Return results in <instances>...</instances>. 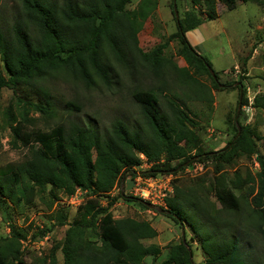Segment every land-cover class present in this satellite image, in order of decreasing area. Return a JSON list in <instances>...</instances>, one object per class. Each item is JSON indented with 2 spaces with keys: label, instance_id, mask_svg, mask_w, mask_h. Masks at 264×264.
Here are the masks:
<instances>
[{
  "label": "trees",
  "instance_id": "1",
  "mask_svg": "<svg viewBox=\"0 0 264 264\" xmlns=\"http://www.w3.org/2000/svg\"><path fill=\"white\" fill-rule=\"evenodd\" d=\"M19 1V18L9 27L0 26V89L9 88L13 94L27 88L34 90L38 81L58 70L88 86L98 80L108 85L113 65L120 64L133 71L137 63H147L145 68L156 76L154 79L160 85L132 92L144 127H129L123 119L115 118L104 129L92 121L72 120L42 130L29 115L31 111L53 115L48 94L41 87L42 101L25 96L6 106L2 121L10 129L13 145L26 149V157L0 168V212L7 216L10 227L9 235L0 236V264H21L23 255L20 239L24 233L14 226L10 208H20L23 201L29 204L37 191L48 187L52 201L56 190L70 194L81 187L89 193H108L124 174L132 175L133 167L142 162L140 154L152 163L144 170L150 175L176 171L195 158L210 160L213 171L219 172V176H213L211 191L220 207L194 191L191 199L189 188L175 186L172 196L165 198L163 209L169 211L167 216L181 228L187 225L195 234L205 264H264V157L258 145L261 141L264 149V135L251 125L242 124L238 117L233 121V137L223 147L201 149L199 138L190 126L194 122L179 102L181 97L163 80L168 73L174 75V85L184 87L183 95L191 93L192 98L208 101H212L213 94L200 81L203 75L209 78L214 90L230 87L231 84L220 86L218 71L187 39L186 32L203 23V12L185 10L178 20L174 15L176 30L165 42L145 51L139 45L138 33L154 14L158 0H138L132 7L129 6L132 0ZM221 1L228 9H234L237 3L250 0ZM173 3L169 0L171 11ZM204 4L206 19H214V0H204ZM168 40H176V52L186 62L185 66H178L171 56L165 55ZM159 72L161 79L157 80ZM238 81L237 102L247 105L245 87ZM156 93L164 99L161 107ZM252 104L264 110V94L256 95ZM65 107L81 109L72 102H66ZM192 149L195 152L191 154ZM254 153L259 163L256 175L249 170L243 174L233 170L229 176L224 170L232 167L237 158ZM241 199L247 203L251 222L242 228L243 233H248L250 227L258 233L262 240L260 257L253 256L251 247L243 246L241 233H236L235 218ZM111 202L102 206L88 198L77 207L60 247L62 264H197L192 262L190 243L183 242L184 231L183 236L166 246L165 258L156 262L161 248L155 243L145 244L144 240L155 237L157 230L147 220L113 218L108 210ZM59 215V223L64 224L66 213ZM89 228L92 233H88ZM57 248L58 245L52 249L49 264L57 263ZM147 256L152 257L149 263L145 262Z\"/></svg>",
  "mask_w": 264,
  "mask_h": 264
},
{
  "label": "rangeland",
  "instance_id": "2",
  "mask_svg": "<svg viewBox=\"0 0 264 264\" xmlns=\"http://www.w3.org/2000/svg\"><path fill=\"white\" fill-rule=\"evenodd\" d=\"M137 1L132 0L129 6H134ZM214 3L216 17L211 20L206 19L204 0H197V2L177 0L175 5L178 17L185 10L203 12L202 16L205 19L202 31L205 40L201 45L195 47V50L206 57L213 69L218 71L219 84L221 86L231 84L230 87L220 91L214 90L209 78L203 75L199 78L200 81L209 86L213 94L212 101H208L192 98L191 93H188L187 96L183 95L184 87L174 85V75L168 73L163 77L169 89L181 97L179 102L194 122L190 126L199 138L198 142L201 149L205 151L217 150L233 137V121L239 104L237 102L238 89L235 87L239 82L238 80H241L245 87L248 104L243 106L240 104L237 118L239 117L242 124H249L258 134L264 135V110L255 108L252 104L256 95L264 94V0L237 3L234 9H228L221 0H214ZM20 8L19 0H0V26L9 27L18 19ZM175 30L176 24L169 0H158L154 14L148 17L138 33L139 45L145 51L150 50L165 42ZM187 35L189 33L186 32ZM177 46L176 40H168L164 53L167 57L171 56V60L178 66H185L186 62L176 52ZM146 65L147 63L144 65L137 63L134 65L133 71L122 67L120 64L113 65L114 71L108 85L98 80L94 85L88 86L82 81L66 75L64 70H58L38 81V87L34 90L27 88L24 92L18 90L16 94H13L11 89L1 88L0 168L7 164L19 163L26 157L25 148L13 145L10 129L2 121V112L10 102L16 101L19 97L28 96L33 101H42L43 95L40 87L48 94V103L53 110V115L45 116L34 111H31L29 115L35 118V126L42 130L48 131L57 124L66 125L72 120L92 121L104 129L115 118L123 119L129 127L135 125L144 127L145 124L132 92L134 89L156 88L160 85L154 79L156 76L145 68ZM159 75L157 80L161 79V72ZM157 96L161 107V101L164 99L161 94H157ZM66 102H72L81 109L76 111L71 107H65ZM258 145L264 157L261 141L258 142ZM194 152L195 149H192L191 154ZM141 158L144 159L145 157ZM199 161L195 158L192 162L184 163L182 168L170 171L172 192L165 198L172 196L174 187L179 186L183 189L189 188L187 192L191 199H194V191L205 195L207 201L214 202L215 206L219 208L220 205L215 201L211 191L213 176H219V172L213 171V166L209 164L210 160H204V162L208 161L209 168L194 175L191 171L192 166L194 162ZM177 162L178 160L173 161L172 164ZM224 170H227L229 176L232 175L233 170H238L242 174L249 170L256 175V171L259 170L256 154H251L249 157H239L232 167L224 168ZM128 174L127 176L124 174L120 181L115 183L112 190L105 194L89 193L87 188L77 187L82 193L84 200L82 204L88 198H93L102 206L108 205V202L112 200L108 210L113 218L132 217L149 221L157 230V235L151 239H145L144 243H155L161 248L156 258V262H160L167 254L166 246L182 236V228L168 217L167 213H160L155 208L148 207L140 199L129 194L126 189H123L122 192L120 185L124 183L126 177L129 176ZM75 190L70 194L56 190V197L52 201L48 187L45 191H37L29 204H25L23 201L20 208L13 207L8 210L14 226L24 233V237L20 239L23 251L21 264H49L51 251L57 245L56 264H62L60 247L63 243L65 230L69 225L68 223L74 218L77 207L80 206H74L69 202V196ZM83 190L86 192L83 193ZM119 193L122 194L121 197L117 195ZM153 205L166 208L165 199L162 205L156 203ZM59 212L60 214L66 213L64 224L59 223ZM247 212V203L241 199V207H239L235 218L238 222L236 233L238 235L241 233L243 246L251 247L252 255L260 257L262 240L259 239L258 233L256 234L253 227L247 230L248 233H243L244 229L242 228L251 224ZM3 214L0 212V236L10 233V227L6 222L7 216ZM253 221H256V218H253ZM183 231L185 240L190 243L193 251L192 261L197 264H205L197 237L187 225L183 224ZM88 233H92L90 228ZM92 238L97 241V236ZM39 258H46L47 261L45 263L40 262ZM151 259V256H147L145 262L149 263Z\"/></svg>",
  "mask_w": 264,
  "mask_h": 264
},
{
  "label": "built area",
  "instance_id": "3",
  "mask_svg": "<svg viewBox=\"0 0 264 264\" xmlns=\"http://www.w3.org/2000/svg\"><path fill=\"white\" fill-rule=\"evenodd\" d=\"M140 157L144 156L140 154ZM207 162H194L191 170L192 173L195 175L209 168ZM151 164L146 158L142 159V162L138 166L133 167L132 175L126 177L124 183H121L120 189L122 192L123 189H126L129 194L141 201L162 205L165 197L172 192L170 184L171 173H158L156 175L144 173V170L149 169ZM84 192L86 190H83ZM82 201L84 200L82 193H80V188H76L75 192L69 196V202L74 206H78L82 204Z\"/></svg>",
  "mask_w": 264,
  "mask_h": 264
},
{
  "label": "crops",
  "instance_id": "4",
  "mask_svg": "<svg viewBox=\"0 0 264 264\" xmlns=\"http://www.w3.org/2000/svg\"><path fill=\"white\" fill-rule=\"evenodd\" d=\"M204 26V23L199 25L197 28L187 31L189 35H187L189 42L193 47H197L203 43L205 40L202 27Z\"/></svg>",
  "mask_w": 264,
  "mask_h": 264
},
{
  "label": "water",
  "instance_id": "5",
  "mask_svg": "<svg viewBox=\"0 0 264 264\" xmlns=\"http://www.w3.org/2000/svg\"><path fill=\"white\" fill-rule=\"evenodd\" d=\"M174 1V3H173V11H174V15H175V17H176V19L178 20V13H177V9H176V5H175V0H173ZM210 73H211V75L213 76V78L214 79H216V76H215V73H214V71L213 70H210ZM217 80V79H216ZM220 86H221V84H220ZM239 106H240V103L238 104V109H237V113H238V111H239ZM237 121V117H235V122ZM239 131H240V128L238 127V133H239ZM238 133H237V135H238ZM143 203H145L148 207H150V208H155L158 212H160V213H168L169 211L168 210H166V209H163V208H161V207H156V206H154L153 204H151V203H147V202H145V201H142ZM182 236H183V228H182ZM183 239V242H185V239H184V237L182 238ZM190 260H191V255H190ZM193 262V261H192Z\"/></svg>",
  "mask_w": 264,
  "mask_h": 264
}]
</instances>
